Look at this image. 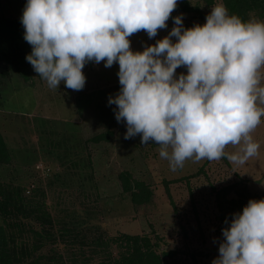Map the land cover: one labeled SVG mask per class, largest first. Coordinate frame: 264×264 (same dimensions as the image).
<instances>
[{"label": "clouds", "instance_id": "1", "mask_svg": "<svg viewBox=\"0 0 264 264\" xmlns=\"http://www.w3.org/2000/svg\"><path fill=\"white\" fill-rule=\"evenodd\" d=\"M176 7L177 0H26L25 59L50 88L63 82L73 90L84 88L87 63H118L120 89L108 104L125 139L157 143L172 171L187 159L243 165L260 147L250 133L264 116V21H243L221 2L204 24L186 28L183 14L172 16L166 36L131 48L132 34L155 37ZM181 66L186 72L177 74ZM228 145L240 147L229 153ZM231 216L212 264H264V198Z\"/></svg>", "mask_w": 264, "mask_h": 264}, {"label": "rangeland", "instance_id": "2", "mask_svg": "<svg viewBox=\"0 0 264 264\" xmlns=\"http://www.w3.org/2000/svg\"><path fill=\"white\" fill-rule=\"evenodd\" d=\"M24 1L0 0V15L20 18ZM216 4L201 3L200 15L174 9L167 28L159 29L155 37L149 38L143 30L132 34L131 48L142 51L166 36L174 26L172 16L183 14L186 28L205 23ZM27 50L29 54L31 48ZM118 69V63L105 67L103 61L89 62L82 69L84 88L73 90L63 82L50 88L32 66L24 79L14 67L1 65L0 132L12 159L0 163V182L19 184L27 191L39 187L54 219L68 220L71 213L92 218L110 235L122 231L158 236L165 241L161 248L175 251L166 258L167 264H193L192 255L197 264H212L223 240L219 228L228 226L225 218L230 223L241 204L264 198V116L250 133L259 142L258 153L243 165L226 157L187 159L182 168L172 171L169 161L160 157L157 143L143 145L139 134L124 138L126 125L117 122L116 105L108 104L109 96L120 89ZM181 72L186 68L176 69ZM108 131L112 133L107 138L93 139ZM239 147L228 145L225 151L232 153ZM200 166L202 171L192 176ZM122 170L148 184L152 191L148 202L134 205L129 193L121 191L118 174ZM63 243H57L58 251L66 257L65 264H72Z\"/></svg>", "mask_w": 264, "mask_h": 264}, {"label": "trees", "instance_id": "3", "mask_svg": "<svg viewBox=\"0 0 264 264\" xmlns=\"http://www.w3.org/2000/svg\"><path fill=\"white\" fill-rule=\"evenodd\" d=\"M217 2H222L230 15L235 14L243 21L251 20L253 15L261 20L264 13V0H179L176 8L200 15L201 3L209 7ZM194 24L197 23L188 27ZM23 34L20 18L0 15V66L14 67L20 76L28 79L31 64L25 57L31 45ZM1 74L5 72L1 70ZM111 133L100 132L93 139L100 141ZM11 159L10 149L0 132V163H9ZM201 171L202 166L192 176ZM118 179L121 191L129 193L134 205L149 201L152 191L143 180L134 178L128 170H122ZM217 204L220 207L218 199ZM242 209L241 204L237 212ZM69 215L68 220L54 219L39 187L27 191L22 185L1 181L0 264H65L66 257L58 251L59 241L68 248L67 258L72 264H167L166 258L175 254L173 249L161 248L165 241L158 236L122 231L110 235L92 218ZM192 258L193 264H197L194 255Z\"/></svg>", "mask_w": 264, "mask_h": 264}, {"label": "built area", "instance_id": "4", "mask_svg": "<svg viewBox=\"0 0 264 264\" xmlns=\"http://www.w3.org/2000/svg\"><path fill=\"white\" fill-rule=\"evenodd\" d=\"M261 21H264V13H263V16H262V18H261ZM219 231L222 232V227L219 228Z\"/></svg>", "mask_w": 264, "mask_h": 264}]
</instances>
